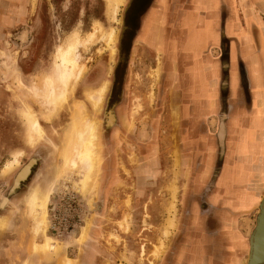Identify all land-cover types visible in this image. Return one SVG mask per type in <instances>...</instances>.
Returning <instances> with one entry per match:
<instances>
[{
	"label": "rangeland",
	"instance_id": "374dc122",
	"mask_svg": "<svg viewBox=\"0 0 264 264\" xmlns=\"http://www.w3.org/2000/svg\"><path fill=\"white\" fill-rule=\"evenodd\" d=\"M109 1L32 0L31 19L0 40V264H66L67 259L72 264H237V258L226 262L215 241L204 240L203 233H198V213L210 201L221 166L219 132L222 139L228 138V160L219 184L226 188L229 182H246L259 171L250 165L264 163V77L262 84L253 78V87L250 82L247 88L248 92L253 90L249 112H231L227 130L225 123L220 126V117L230 105L221 107L215 117L203 122L208 138L193 136L201 139L203 145L191 144L188 129L196 118L188 116L184 109L181 66L176 64L181 59L175 51L171 52L177 45V38H171V28L177 24L186 26L179 17L167 16L163 7L161 35L157 25L160 14L151 8L131 44L117 95L109 102L107 93L121 59L122 17L131 0H121L115 11L110 9ZM168 4L172 14L180 12L179 3ZM236 12L239 14V7ZM249 17L252 16L247 15L248 25ZM208 20L215 34L194 38L192 34L187 39L184 35L186 41H180L183 49L192 51L202 45L204 37H210L203 45L205 49L192 51L193 82L199 84L201 93L207 89V80L199 58L217 40L213 39L217 37L213 20L205 19L203 25ZM165 28L170 29L167 35ZM94 30L93 43L81 44L74 51L83 68L82 75L65 103L49 113L41 94L59 48L66 46L72 34L84 40ZM112 30L115 40L109 43ZM155 39L158 42H153ZM231 68L232 93L222 94L228 102L239 92L236 69L240 66ZM102 86L103 98L95 105L90 95ZM223 88L225 83L221 82ZM82 103L86 116L96 120L100 129L98 166L86 189L82 188V174L78 171L81 169H74L67 161L69 134ZM27 108L35 112L43 127V134L36 135L33 144L24 116ZM110 108L114 115L109 124L106 110ZM212 137L216 141L215 175L208 177L202 162L209 152L206 143ZM20 150L23 154L19 163L11 167L10 162ZM34 158L37 161L29 174L16 187L21 188L11 195L18 173ZM260 172L264 179V171ZM37 187L40 196H50L46 233L59 246L53 250L45 246L42 227L32 215L30 198ZM242 193L233 199L239 201L240 207L259 198L249 190ZM262 201L263 196L260 204ZM258 212L259 208L254 215L247 213V218L240 216L241 229L249 232V238ZM232 240L230 247L249 245V251L240 258L241 264H248L251 240L246 243L240 234L233 235ZM205 245L211 252L214 246V254L207 255Z\"/></svg>",
	"mask_w": 264,
	"mask_h": 264
},
{
	"label": "crops",
	"instance_id": "0c3cea01",
	"mask_svg": "<svg viewBox=\"0 0 264 264\" xmlns=\"http://www.w3.org/2000/svg\"><path fill=\"white\" fill-rule=\"evenodd\" d=\"M170 2L179 3L178 6L181 10L178 14H172V7L169 8L168 4ZM163 7L168 12L167 16L174 15V17H179L180 22L186 26L177 24L174 28H171V33L174 32V36L171 38H177L176 48L171 52L173 54L175 51L177 57L180 56L181 59L176 64L181 66L180 79L182 99H184L183 102L185 103L183 104L184 109L188 116L196 118V122L193 121L188 129L190 131L189 143L203 145L201 139L193 136L197 135L199 137V135H202L204 138H208L205 132V124L203 123L206 121L204 120L207 118L209 121L210 117H215L220 112L221 107L230 105V109L224 112L222 118L220 117V120H222L221 125L225 123L228 130L231 112L235 109H244L249 112L252 107L253 90L252 93L247 91L250 82L251 87H253V78H255L256 82H261L262 84L264 77V0H165L164 4L161 3V0H153L148 12L151 8L158 10L160 19L157 25L161 35ZM237 7H239V14L236 12ZM32 11V0H0V40L2 37L5 38L6 34L12 32L18 25L21 26L27 23L32 17ZM243 12H246L245 16H243ZM247 15L252 16L248 18H251L250 25L247 24ZM190 19H195V21ZM205 19L213 20V27L217 35L213 39L216 40L217 38V40L199 58L201 72L204 80H207V82L205 81L207 89H205L204 93H201L199 84L195 83V81L193 82L192 67L194 58L192 51L205 49L203 45L210 37H204L203 40L205 41L202 42V45H197L198 47H195L192 51L183 49L180 41L182 39L186 41L185 39L192 34L193 38L199 34H215L210 20L207 21L206 25H203ZM205 30H209V32L207 33ZM169 32L170 29L165 28V34L167 35ZM235 33L242 36H237ZM193 38L191 41H193ZM153 42H158V40L155 39ZM168 48L171 49L172 47ZM249 51L252 52L249 54ZM223 55L224 57L222 58ZM183 66H186V68L184 69ZM231 66H240L239 69H236L239 77V92L236 96L232 95L229 98L228 95L232 93ZM223 78H225V82L222 81ZM221 82L225 83V89L223 88V90L221 89ZM223 91L224 93L227 92L228 95H226L229 98V102L222 99V96H224L222 95ZM209 92L212 94H209ZM227 139L226 136L223 139H218L220 147L218 162H221V166L216 175L217 179L214 187L211 189L210 201L204 203L203 210H201L200 214L198 213V219L201 224L198 233H203L204 240L212 238L215 241L217 247L222 251V256L227 259L226 262L230 258H237V264H241L240 258L243 252L249 251V245L235 247H230V245L234 243L232 240L233 235L237 234L243 236L246 243L250 241L249 232L246 229L245 231L241 229L240 216L245 215L243 217L247 218V213L254 215L252 213L259 208L264 191V179H262L260 172L261 170L264 171V163L257 162L250 165L254 170L258 169L259 171L254 172L250 180L246 182H229L227 192V187L225 188V186L219 184L225 162L228 160ZM206 145L209 146V152L205 154L202 169L205 176L211 177L215 175L216 141L212 137ZM247 190L252 191L259 198L255 201L250 200L248 205L244 207L239 206V201L233 202L236 195H243L244 193L242 192ZM250 219L252 218L250 217ZM205 246L207 255L214 254V246L212 247V252L209 251L207 245ZM213 264H216V262L214 261Z\"/></svg>",
	"mask_w": 264,
	"mask_h": 264
},
{
	"label": "bare ground",
	"instance_id": "6f19581e",
	"mask_svg": "<svg viewBox=\"0 0 264 264\" xmlns=\"http://www.w3.org/2000/svg\"><path fill=\"white\" fill-rule=\"evenodd\" d=\"M120 2L121 0H110V9L112 11H115ZM101 27L102 25H100L98 29H101ZM95 33L96 31L88 35V37L84 40H81L78 34H72L69 37L66 46L63 48H59L53 64L52 72L46 74L45 76L43 87L44 94H41L42 102L49 113L52 114L57 106L65 103L68 98L69 91L74 89V84L78 81L83 72V68L79 66L77 58L76 56H74V51L81 44H90L91 42L93 43ZM108 39L109 43L115 40V33L113 30L109 32ZM113 45L114 44H112V46ZM17 80H19V84H21L20 76ZM104 92L105 87L102 86L100 90L90 95L93 104L96 105L101 102ZM84 109V104H80L79 113L76 119V125L74 123L75 127L73 128L72 133L69 134L70 139L68 142L67 161L74 169H81L78 171H81L82 174V188L86 189L89 186L92 173L97 169L98 166V141L100 140V129L98 127L99 123L97 124L96 120L89 118V116L87 117V114H85L83 111ZM24 116L28 121L27 123H29L28 138L30 143L33 144L36 142V137L43 134V127L40 124L35 112L30 110V108L25 109ZM22 154L23 151L21 150L15 153L14 159L10 162L11 167L19 163ZM34 161L35 159L30 160V162L26 166H24V168H22V170L18 173L15 179L14 188L17 187L18 184L27 177L30 172L31 165ZM10 163H7L6 165L7 170L10 169ZM78 174L80 175V173ZM49 197L50 196L48 193L40 196V189L39 187H37L33 192L32 197L30 198V204L32 207L33 217L38 222L40 227H42L46 241L45 246L47 247V249L49 248V250H53L59 246H57V241L46 233L48 222L47 201ZM2 205H4V203H2ZM1 219L2 216H0V226H2L3 224V220ZM171 221L172 219L169 220V224L171 223ZM257 233L258 234L255 235V238H257V246H255V256L251 263L249 262L248 264H264V213L263 218L261 219L260 228ZM71 261V259H67L68 263L66 262V264H72Z\"/></svg>",
	"mask_w": 264,
	"mask_h": 264
},
{
	"label": "flooded vegetation",
	"instance_id": "af4514ba",
	"mask_svg": "<svg viewBox=\"0 0 264 264\" xmlns=\"http://www.w3.org/2000/svg\"><path fill=\"white\" fill-rule=\"evenodd\" d=\"M152 2H153V0H131L129 5L127 6L125 15L122 17L123 18V28H122L121 35L119 34V38H120L119 48H120V58L121 59H120L119 65L117 67V70L114 73L113 82L110 85L108 93H107V96L109 95L108 96L109 102L111 101V99L113 97H115L117 95V92H118V90L120 88V84H121L120 74H121L122 69H124V67L126 65L127 57L129 54L131 44H132L133 40L136 37H138L139 32L141 30L143 20L145 18V15L147 14L149 7L151 6ZM118 41H119V39H118ZM119 96L120 95L118 94V97ZM106 111H107V116H106L107 123L110 124L111 121L113 120L114 113L112 112L111 108L107 109ZM217 138L219 139V136ZM35 161H37V159H35ZM35 161L31 165V167L34 165ZM13 186H12V188H13ZM12 188L10 189V192H9L11 195L17 193L21 187L18 188V190L16 189V187L14 188V190Z\"/></svg>",
	"mask_w": 264,
	"mask_h": 264
},
{
	"label": "water",
	"instance_id": "95a60500",
	"mask_svg": "<svg viewBox=\"0 0 264 264\" xmlns=\"http://www.w3.org/2000/svg\"><path fill=\"white\" fill-rule=\"evenodd\" d=\"M222 125H221V127H222ZM220 131H221V128H220ZM219 138L222 139L221 136H220V132H219ZM259 211L260 212H258V214H257L255 228L253 229V231L251 233V237H250V240H251V250H250V253H249V256H248V260H249L250 263L253 260V258L255 256V252H256L255 251V246H257V238H255V235L258 234L257 232H258V230L260 228L261 219L263 218V213H264V193H263V201L259 205Z\"/></svg>",
	"mask_w": 264,
	"mask_h": 264
}]
</instances>
